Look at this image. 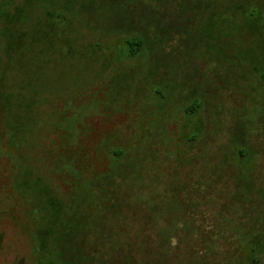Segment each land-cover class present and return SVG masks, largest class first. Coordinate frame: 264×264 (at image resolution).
<instances>
[{"label": "rangeland", "instance_id": "1", "mask_svg": "<svg viewBox=\"0 0 264 264\" xmlns=\"http://www.w3.org/2000/svg\"><path fill=\"white\" fill-rule=\"evenodd\" d=\"M7 1L0 0V264H38L33 243L40 235L43 242L59 241L46 232L60 221V207H69V187L80 204L94 209L92 229L109 185L119 193L132 191L134 198L143 192L139 199L155 216L157 208L179 213V197L198 188L196 164L209 165V150L228 142L210 122L211 102H202L188 117L180 107L195 89L198 96L224 97L209 90L213 65L178 59L164 73L153 60L125 57L112 28L120 15L117 2L114 12L102 0L94 10L88 4L83 15L51 7V0ZM156 1L141 0L158 16L165 14L161 20L172 28L160 35L162 44L150 40L152 50L184 51L183 39L191 51L203 41L213 46L215 31L205 18L191 9L179 12L180 0ZM18 9L22 12L14 17ZM244 12H239L242 24ZM94 17L100 22L89 19ZM254 20L256 31H250L258 35L264 22L260 15ZM256 35H248L247 45ZM223 118L225 130L230 123ZM187 178L190 187L184 185ZM184 210L194 222L199 219L188 205ZM255 264H264V247Z\"/></svg>", "mask_w": 264, "mask_h": 264}, {"label": "trees", "instance_id": "2", "mask_svg": "<svg viewBox=\"0 0 264 264\" xmlns=\"http://www.w3.org/2000/svg\"><path fill=\"white\" fill-rule=\"evenodd\" d=\"M28 1L30 4L31 0ZM98 2L100 0H51V7L84 15L88 4L94 10ZM116 2L120 15L113 19L112 28L117 37L115 45L125 48V57L153 60L157 70L164 73L169 72V64L178 59L202 60L205 65H213L208 73L213 83L208 85L209 90L214 93L220 90L224 97L207 96L205 92L198 96L193 76L192 89L195 90L192 97L184 96L180 107L188 117L197 113L202 102L206 105L211 102L214 112L210 122L228 142L215 152L209 150V165L201 168L196 164L194 169L197 167L199 174L201 172L198 188L188 192V198L179 197L182 202L177 214L173 208L166 211L157 208L159 214L155 216L145 201L139 199L143 192L137 191L134 198L132 191L119 193L116 187L109 185L108 197L101 202L98 224L92 229L94 209L80 204L77 192L69 187V207H60L57 218L58 221L60 217V221H54L51 231L46 232L60 239L45 241V245L40 235V240L33 243L37 263L255 264L258 252L264 247V27L258 30V35L250 30L256 31L254 19L258 15L264 22V0H180L178 11L192 10L193 14L205 18L207 25L214 28L215 42L208 47L210 44L205 45L203 41L191 51L183 39L184 51L158 52L149 47V42L155 39L162 44L160 35L172 28L161 20L166 15L158 16L155 7L141 0H102L112 12ZM136 7L141 10L140 14L135 13ZM21 12L20 9L15 11L14 17ZM239 12L245 13L243 24L239 21ZM211 16L214 19L210 23ZM28 19L29 16L25 22ZM89 19L100 22V17ZM222 24H225L223 28ZM198 29L202 33V28ZM251 33L256 35L250 37L252 46L247 45ZM221 115L230 123V126L224 125L225 130L220 125ZM61 153L64 157L65 149ZM42 159L47 165V155L43 154ZM191 184L192 180L188 179L184 185L190 187ZM51 204L58 207L56 203ZM186 205L188 211L193 210L199 216L197 221L185 214ZM99 234L100 240H97ZM152 234L161 239L152 240ZM171 239H175L174 244Z\"/></svg>", "mask_w": 264, "mask_h": 264}, {"label": "clouds", "instance_id": "3", "mask_svg": "<svg viewBox=\"0 0 264 264\" xmlns=\"http://www.w3.org/2000/svg\"><path fill=\"white\" fill-rule=\"evenodd\" d=\"M175 243V241H173V244Z\"/></svg>", "mask_w": 264, "mask_h": 264}]
</instances>
